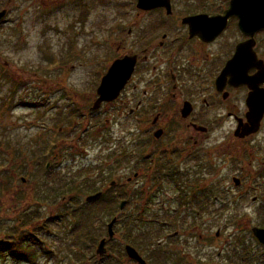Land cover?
<instances>
[{
    "label": "rangeland",
    "instance_id": "rangeland-1",
    "mask_svg": "<svg viewBox=\"0 0 264 264\" xmlns=\"http://www.w3.org/2000/svg\"><path fill=\"white\" fill-rule=\"evenodd\" d=\"M3 1L7 14L0 24V264H109L99 261L95 250L113 218L118 223L111 249L133 244L149 264H240L239 257L257 245L251 228L264 225V216H257L249 200L239 207L230 201L221 212L219 205H211L199 215L189 210L192 215L179 217L169 214L175 207L171 200L151 199L150 209L157 212L145 211L140 222L138 212L145 203L137 186L129 185L130 194L120 189L137 170L139 123L118 119L107 109L101 114L87 109L93 106L107 60L116 55L118 42L107 41L105 28L111 18L121 16L116 2L99 4L92 13L99 28L90 40L74 30L76 13L69 1L46 9L26 0L6 8ZM222 124L215 129L226 132L231 127ZM106 136L109 140L97 148ZM222 140L213 156L231 152ZM107 144L112 157H98ZM123 151L131 154L128 161L119 155ZM234 165L225 160L220 173L225 181ZM113 180L119 183L111 189ZM116 186L122 196L132 198L122 212ZM25 239L31 249L23 245L18 250ZM243 242L245 248H238ZM105 253L116 261L110 248Z\"/></svg>",
    "mask_w": 264,
    "mask_h": 264
},
{
    "label": "flooded vegetation",
    "instance_id": "flooded-vegetation-1",
    "mask_svg": "<svg viewBox=\"0 0 264 264\" xmlns=\"http://www.w3.org/2000/svg\"><path fill=\"white\" fill-rule=\"evenodd\" d=\"M16 1L6 0L5 7ZM65 1L71 2L75 9L76 34L79 37L85 34L90 40L99 28L92 21L96 17L92 13L97 12L99 4L116 2L117 10L121 11V16L105 23L107 41L118 42L113 52L116 55L109 57L105 69L107 72L114 62L125 59L128 67L133 64L131 75L116 99L102 103L96 110L93 106L87 108L90 114H101L102 109H107L118 119L139 123L140 143L136 154L134 151L137 170L125 179L120 189L130 194L129 185L134 182L140 199L144 200V212L153 210L151 199L171 200L175 207L169 214L179 217L192 215L189 210L199 215L211 205H219L221 212L230 201L239 207L249 200L261 219L264 216V28L243 32L239 16L227 14L232 0H122L120 4L118 0H26L31 5L41 4L44 9ZM3 5L4 1L0 0V12ZM62 7L65 9V4ZM79 58L76 55L75 61ZM98 86L94 102L98 98ZM251 107L258 115H251ZM254 117L259 122L251 126L249 120ZM223 122L231 126L226 132L215 129L214 126L221 127ZM220 139L226 151L231 152L213 156ZM107 140L106 136L97 148ZM111 150L107 144L97 156ZM112 155L113 152L107 158ZM119 155L128 161L131 154L123 151ZM226 159L235 163L228 181L220 174L224 172ZM118 183L113 180L109 187L112 189ZM115 189L116 198L125 202L124 208L131 196L125 198L119 187ZM162 207L160 204L159 208ZM253 228L264 230V225L252 227L251 234ZM252 237L257 245L239 257L240 264H264V246L253 234ZM115 242L114 236L109 243ZM246 244L243 242L238 248L244 249Z\"/></svg>",
    "mask_w": 264,
    "mask_h": 264
},
{
    "label": "water",
    "instance_id": "water-1",
    "mask_svg": "<svg viewBox=\"0 0 264 264\" xmlns=\"http://www.w3.org/2000/svg\"><path fill=\"white\" fill-rule=\"evenodd\" d=\"M227 14H237L239 16V26L243 32L251 33L257 29L264 28V0H232ZM4 15L5 12L0 13V20L4 17ZM132 67L133 64H130L128 67V63L125 59L113 63V65L109 68L107 73L100 81L99 87L97 89L98 99L93 106L94 110H96L102 103H108L116 99L119 92L129 79L132 72ZM251 115H258L256 111L252 110V107ZM257 119V117L251 118L249 120V124L251 126L255 123L258 124L259 119ZM96 197L97 195L89 197L87 198V201L93 200ZM122 206L123 204H121V208ZM115 222L116 220L113 219L107 225L108 239H111L114 235L112 229ZM252 234L264 246V230L253 228ZM106 241V239H102L99 242L96 249V254L98 257L104 255ZM1 242L2 241H0V243ZM124 250L128 259L136 262L137 264H146L134 248L125 246Z\"/></svg>",
    "mask_w": 264,
    "mask_h": 264
},
{
    "label": "trees",
    "instance_id": "trees-1",
    "mask_svg": "<svg viewBox=\"0 0 264 264\" xmlns=\"http://www.w3.org/2000/svg\"><path fill=\"white\" fill-rule=\"evenodd\" d=\"M8 145H9V143H8ZM17 149V148H16ZM16 149H15V151H13V153L11 152V160H10V162H11V164L13 163V161H14V157H13V155H15V153H16ZM103 199H104V196H102L101 195V197L100 198H98V200H99V202H101V201H103ZM132 203V198L128 201V203H127V206H130V204ZM139 213V220H140V222H142L143 220H142V215L144 214V211H142V209L138 212ZM132 222V221H131ZM133 222H136V221H133ZM139 222V221H138ZM144 223H145V221H144ZM117 225V224H116ZM128 230V229H127ZM129 231V230H128ZM23 245H26V247H27V251H29L30 249H31V247L29 246L30 244H29V242H27V240L25 239V240H23V241H21V243L17 246V248H18V250H20L21 248H22V246ZM130 246H134L133 244H129ZM113 246L114 245H111V247H109L108 245H107V250L110 248V250H111V252L115 255V257H116V261L115 260H111V258L109 257V255H108V253H106V254H104L101 258H99V261H101V260H108V261H110V263L109 264H121V262L124 260L127 264H134V263H132V262H130L127 258H126V256H125V254H124V251L123 250H121V249H119V248H117V250H115V249H111V248H113ZM9 247V246H8ZM11 248V247H10ZM10 250V249H9ZM13 249H11V251H12ZM16 253V252H15ZM18 254V253H17ZM109 258V259H108ZM168 258H170V257H167L166 259H168ZM125 263V264H126ZM100 264V263H99Z\"/></svg>",
    "mask_w": 264,
    "mask_h": 264
}]
</instances>
